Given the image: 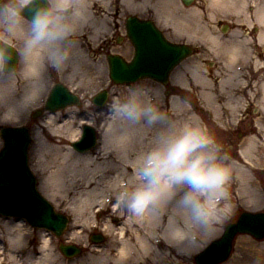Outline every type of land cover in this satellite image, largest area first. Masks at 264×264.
Returning a JSON list of instances; mask_svg holds the SVG:
<instances>
[{"label": "clouds", "instance_id": "9594fccd", "mask_svg": "<svg viewBox=\"0 0 264 264\" xmlns=\"http://www.w3.org/2000/svg\"><path fill=\"white\" fill-rule=\"evenodd\" d=\"M92 23L89 0H0V126L21 122L44 102L51 71L79 62L77 37ZM223 55L234 65L241 45H227ZM104 113L105 134L121 144L150 133L133 176L112 190L116 207L144 219L171 206L167 235L191 255L237 209L231 194L237 162L199 117L167 108L163 90L149 83L118 90ZM244 202L255 208L264 198L246 191ZM25 234L12 235L10 243L22 246Z\"/></svg>", "mask_w": 264, "mask_h": 264}, {"label": "rangeland", "instance_id": "374dc122", "mask_svg": "<svg viewBox=\"0 0 264 264\" xmlns=\"http://www.w3.org/2000/svg\"><path fill=\"white\" fill-rule=\"evenodd\" d=\"M90 1V0H89ZM208 0H196L191 4L189 7H183L179 0H171V3L173 5V10L176 12L177 15H182L184 13L191 15L190 10L193 9H199L200 12L204 11V17L203 19L200 18L199 20L193 21L191 18L189 19L188 23H180L182 27H186V29L189 31V33H179L174 28H170L172 26L171 17L170 19H167L166 16L160 17V16H153L156 22L158 23V26L163 30V32L166 34V36L174 42H189L191 43L196 49L197 54L193 55L192 57L185 60L183 63H181L171 74L170 82L167 85V89L171 91L173 88L174 90L171 91L170 96H175L182 103L185 105H188V111H191V114H194L195 116L199 117L201 121H203L209 129L216 135L219 142H225L228 140V138H232L235 140V142L238 145L239 148V155L241 158L237 159L236 157H233L229 152V155L240 165L243 167V169L246 171L248 177H247V185L250 186L253 190L258 193L259 197L264 198V152L258 153L255 150H252V158L250 160L244 159L241 152L245 148L246 141L249 139L250 136L256 135L257 132H259V129L257 128L256 120L258 119V116L260 115V108H262V105L260 103V95L256 96L250 93L248 96H244V102L245 100L249 101L247 103L257 105L255 108H240L244 104L243 101H237L236 100L228 102V95L229 89H224V93L221 92V95L218 93V87L219 84L218 79L220 78H227L228 76L220 75L219 77H216L215 80H213L212 75L216 72V68H213V64L216 66L218 65L216 52L217 49L219 50V47L215 48L214 46H209V43L207 42V39L201 40L199 39L198 32L190 31V28H201L206 27L209 34L211 32V35L214 33L215 36L219 37V32L215 31L212 28V23L215 21L214 18L210 17V9L207 7L208 4L206 3ZM262 4H264V0H258L256 5H254V9L260 7ZM183 7V8H182ZM122 8L125 9L124 6ZM97 8L95 9V11ZM126 10V9H125ZM203 10V11H202ZM214 12L216 10H213ZM108 12H112V9H108ZM184 12V13H183ZM103 14H98L96 12V22L97 24L102 19H105L107 21V24L112 28L113 20L111 19V14L107 13V8L104 9L102 12ZM215 14V13H214ZM222 13H217L216 15H221ZM228 14V13H225ZM215 16V15H214ZM223 18V17H221ZM230 20V18H229ZM252 20L254 21L253 17ZM215 25V24H213ZM169 26V29L166 27ZM103 31H100L98 27L96 28V31L94 32L92 30V26L86 27L84 31L77 37L79 41H81L82 48L85 49V60L91 65L92 72L90 75L84 76L83 82H78L77 80L80 79V74H76L73 77L70 76L69 71H65L63 73H57L55 70L51 71L50 79L48 83V88L45 92L44 101L47 97L48 91L50 87L55 83H61L81 98V106H71L68 108H75L76 113L75 114H69L68 108L64 110H60L55 112L57 115V118L59 119V122H57L56 125H63L65 124V129L62 128V133H59V135L51 134L48 128V124H44V121L46 120L45 117L48 114V112L44 113L42 116H39L38 118H35L33 120L32 116L33 113L41 109L43 107L44 102L38 107L31 111V113L26 116L21 122L19 123H13V124H4L3 126H26L31 131V144L29 146V159L28 164L29 167L34 174V176L37 179V189L38 191L55 207L57 212H63L66 214L69 219L70 223L67 226V229L63 232L62 236L55 237L50 232L43 230V229H35L31 227L29 224H27L24 220L20 219H12V218H3L0 216V263L1 264H13L9 261L8 255H11V253L16 256V259L20 258L18 263L23 262L22 264H29L30 262L27 261L26 256L28 255V252H33L34 257L33 260L38 259L42 256L41 246L43 243V240L46 239L49 243V252L56 257V264L58 263V259L62 262V264H70L75 261L76 263L83 264L82 261L89 258L92 254H95L96 250H101L100 253L103 254L106 257H114L115 255V249L117 248L118 240L115 238L116 233L118 232L117 229H119L120 225L119 222L115 221V218H119L120 215L125 216V214H129L125 209L118 208V213L116 214V217L111 215L110 211V204L108 205V208L106 210H103L100 214L96 213L94 210V218L90 221V227L85 230V232H80V230L75 229V223H74V215L71 213L70 209H66L64 204L60 203V199L58 197V192L51 187V185H48L49 182L47 181V175L50 171L49 166L47 165V162H49L50 158L47 159H41L36 156V149H37V139L35 137V131L38 130L42 134L45 135H52V141L50 143H54L56 145L62 146V148L65 147H71L70 141L65 137L66 131L69 127L72 129H76L79 127V130L81 131V127L83 124H81L82 120L92 118V127L97 130L99 133V137H102V134L104 133L105 129V120H104V107L100 110L97 107H95L92 102L91 98L94 96V94L100 92L101 90H108L109 91V98L110 100L115 92L118 90H121L125 88L126 86H119L114 85L110 82L108 77V70H107V62H106V51L101 50V39L104 37L108 38L111 35V31H109L107 34L105 31H107V25L104 26ZM172 30V31H171ZM124 31V30H123ZM117 36V35H116ZM119 36V35H118ZM122 37V35H120ZM249 38V37H248ZM250 39V38H249ZM202 41L199 43H195V41ZM194 41V42H193ZM110 52L118 53L122 55L125 58H129L131 56V48L130 46L126 45L125 43H122L120 45L111 44L109 48ZM212 64V65H211ZM97 73V74H96ZM175 73H181V79L184 80L183 86L178 85V83L175 81V83L172 81V77ZM195 73L199 74L202 77H207V79H212L215 86L213 89H211L214 94L218 97H220V103L219 105L222 107V111L220 113V122L216 120L211 114L210 111H208L203 101L198 97L199 93V87H197L192 79V75ZM79 75V76H78ZM92 77V79H91ZM74 79V81H77L76 83L70 82V79ZM138 82H146L151 85H154L156 87H159L163 90L164 93V100H165V106L167 108H171V106L168 105L169 102V96H167L165 89L166 87L161 86L160 84L149 80L144 79ZM172 87V88H171ZM225 87V86H224ZM165 88V89H164ZM260 94V92H258ZM231 97L235 99V97L231 94ZM238 105L240 107H237V111L235 112L234 109L233 113L228 112V108L230 106ZM260 107V108H258ZM186 111V110H185ZM248 112V114H247ZM186 113H188L186 111ZM246 113V115H245ZM244 114V115H243ZM245 116V117H244ZM241 119V122H240ZM237 122L239 124H237ZM264 125V124H263ZM243 127V132H246L247 134L244 136H241L239 133L240 127ZM1 127V126H0ZM249 129V130H248ZM251 129V130H250ZM232 134V135H231ZM240 134V135H239ZM242 138V139H241ZM100 141V140H99ZM100 143V142H99ZM261 144L259 141L255 145L259 146ZM2 146V143H0V148ZM224 147V146H223ZM264 147V146H263ZM72 149V148H71ZM96 148L92 149V152L95 151ZM233 149V148H232ZM97 150V149H96ZM231 150V149H230ZM74 151V150H73ZM74 153H76L74 151ZM49 156V155H48ZM233 186L231 188V194L235 197L234 203L237 204V209L234 212V214L231 216L233 218L237 215V212L239 211H261L264 209V202H261L258 207L252 208L247 207L248 205L244 202V196L240 193L241 188V182L236 177V172L234 173L233 178ZM47 186V187H46ZM3 218V219H2ZM119 220V219H118ZM7 222L20 224L22 223V227L26 229L27 232V238L26 242L22 246H17L12 248H9L8 245V231L6 230L5 224ZM20 222V223H18ZM228 222V221H227ZM226 222V223H227ZM112 224L114 227H109L107 231H104V228L106 225ZM226 225V224H225ZM225 225L213 236L204 239L203 243L200 247L193 250L191 255H188L187 261L185 264H195L194 263V256L202 251L211 241L216 240L220 238ZM92 234H102L103 236V244H94L91 242V236ZM60 244H72V245H78L82 248V252L80 254H77L78 256L67 258L59 251V245ZM90 263V260H88ZM185 262V261H184ZM87 263V262H86ZM87 263V264H89ZM46 264V263H44ZM220 264H264V238L261 240L255 239L250 235L246 234H237L233 240L232 243V252L228 259H226L224 262Z\"/></svg>", "mask_w": 264, "mask_h": 264}, {"label": "bare ground", "instance_id": "6f19581e", "mask_svg": "<svg viewBox=\"0 0 264 264\" xmlns=\"http://www.w3.org/2000/svg\"><path fill=\"white\" fill-rule=\"evenodd\" d=\"M113 1L116 4V0ZM122 1L125 4L126 11L130 12L134 7L140 8L141 6L147 5V2L150 0H141L139 5L135 4L136 0ZM257 1L258 0H208L206 3L209 6L207 8L210 9L209 14L211 18H220L221 16L216 14L221 12L222 15H225V17L232 19L233 17H230L229 13L235 10V8H237L236 6L242 7L245 4L256 5ZM104 4L107 5L106 3ZM170 4L171 0H164L161 6L163 9L161 13L167 17H171L172 27L179 33H189L186 27H182L179 22L188 23L190 18L191 20L196 21L200 18L203 19L205 16L203 14L204 11L202 10L203 12H200L199 9L190 10L191 15L184 12L182 15H177L173 8L172 14L168 15L166 10L171 9ZM118 5L119 7L122 6L120 4ZM161 7L159 9H161ZM213 10L216 11L214 12ZM126 11L123 10V14L128 13ZM242 11L238 13H241L245 17L248 16V11L246 8ZM123 14L121 17L122 25L125 17ZM95 16L96 12H94V17ZM257 19L262 26L258 39L262 41L264 39V4H262L257 9ZM248 20L246 21V19L241 20L238 18L236 20V25L240 23L246 25ZM106 25L107 31L105 32L107 34L112 30V28L107 24V21L102 19L97 24L96 19H93L92 30L95 32L96 28L98 27L101 29L99 32L103 31L106 29L104 28ZM212 28L215 31L219 29V27L213 25V23ZM190 31H197L199 33V39H207L209 46H214L215 48H217V46L219 47L220 45H222L221 47L225 48L227 45L234 43H239L241 47H243L244 43L248 41V36L250 34L247 32V29L241 31L239 27L229 30V34L226 35L225 38L217 37L214 33L211 35V32L207 34L208 30L206 27H199L197 29L192 27L190 28ZM201 40L195 41V43L202 42ZM79 49L82 53L79 62L74 67L69 68L67 71L71 72V77L76 74H80L81 80L77 81L81 83L85 80L84 76L91 74L93 68H91V65L85 60V49L82 48L81 41H79ZM218 75L219 74L215 72L214 75H212L213 80H215L216 77H219ZM192 79L195 85L199 87L198 97L203 101L205 108L212 113L211 115L216 120L220 122L219 119L222 107L219 105L221 102L220 97L216 96L211 90L215 87L213 85L214 83H212L213 80L207 79V77H202L197 73L192 75ZM232 79L233 77L229 76L227 81L220 80V85H217L219 95H221L219 90L222 91V93H224L225 88L229 89L228 91H231L229 87L230 84L228 85V82H230ZM69 81L73 83L77 82L72 78ZM172 81L174 83L176 81L178 85L183 86L184 80L181 79V73H175L172 77ZM229 94L231 95L230 92ZM230 95H228L227 98L229 100L228 102L226 101V103L229 104V102L233 100H236L234 102H237V99H234ZM260 103L262 108H260L261 112L258 116V119L256 120L259 132L247 139L245 148L241 152L243 158L248 160L252 158V150H255L257 154L259 152H264V84L262 85ZM168 105L171 106V108L174 107L175 110L184 117L194 115L191 114V111H188L189 106L182 103L180 99L174 95H169ZM234 109L236 108H228L227 111L233 113ZM67 110L71 115L76 113L75 108H68ZM185 110L188 113H186ZM234 111L236 112L237 109ZM45 119L46 120L44 121V124H48L51 134L59 135V133L63 132L62 128L65 127V124L56 125L57 122H59V119L55 113H48ZM81 124L91 125L92 118L86 119V121L82 120ZM79 132V127L76 129L69 127L66 131L65 137L70 141V143H72L79 136ZM34 133L37 139L36 156L39 158V160L50 158L49 162H47V165L50 168V171L47 175V181L49 182L48 185H51V187H53L58 192L60 203L64 204L65 207H67L66 209H70L71 213H73L75 229L80 230L78 233L85 232V230L90 227V221H92V218L95 217L94 210H97L99 213L102 210H106L110 204L111 215L116 217L118 208L116 207L115 197L111 195L112 190L118 184L127 182L131 179L134 173L133 162L142 146V143L146 141L150 133H145L143 131L138 132L131 142L121 144L114 136H107L104 129V133L101 137V143L97 150L94 152L87 151L85 153H74L72 146L62 148L60 145L50 143L52 141V135L51 137L50 135L47 136L38 130H36ZM258 141L261 143L259 146L255 145L258 143ZM235 172L236 177L241 182L239 195L241 196L242 194L244 196V193L247 191L250 195L259 196L258 193H256V191L250 186H246L248 183V175L243 167L238 163ZM232 199L234 202L235 197L232 196ZM171 211V206H168L166 208L156 210L153 214V217L149 218H134L131 214H125V216L120 215L119 218H115V221L119 222L120 227L117 229L118 232L115 235V238L118 240V246L115 249L114 257H106L100 253L101 250H96L95 254H92L89 258L82 261L83 264L89 263L88 260H90L89 264H185L188 255L183 254L180 246L172 242L167 235V226L169 224ZM59 213L62 212H58V214ZM5 226L6 230L8 231L7 239L9 248L13 249L14 247L19 246L10 243V237L26 229L21 227L20 224L10 222H7ZM109 227L113 228L114 225L109 223V225H106L104 228V231H107ZM209 237L211 236L205 237L204 239ZM26 238L27 232L24 236V243L26 242ZM58 249L60 251V248ZM49 250V243L46 239H44L41 246L42 256L36 260H33L32 258L34 257V253L28 252V255L26 256L27 261L30 262L29 264H56L57 259L55 255L49 252ZM8 259L13 264L23 263H18L20 258H18L19 260L16 259V256H14L12 253L11 255H8ZM76 262L77 261L70 264H79ZM58 263L62 264L59 259Z\"/></svg>", "mask_w": 264, "mask_h": 264}, {"label": "water", "instance_id": "95a60500", "mask_svg": "<svg viewBox=\"0 0 264 264\" xmlns=\"http://www.w3.org/2000/svg\"><path fill=\"white\" fill-rule=\"evenodd\" d=\"M192 0H186L190 3ZM127 33L134 45V56L130 63L119 57H108L110 78L115 83L128 84L141 78H151L166 84L172 68L190 55L185 45L168 42L152 23L130 20ZM106 92L93 98L101 105ZM79 104L78 98L61 84L51 90L46 109L56 111L68 105ZM0 134L4 146L0 151V214L25 218L32 226L45 228L59 236L67 219L54 212L52 206L35 187V178L27 165L29 134L26 128H2ZM95 144V132L89 126L83 127L82 139L72 144L74 150L84 152ZM237 233H248L257 239L264 237V213H243L238 221L229 225L221 239L213 242L196 261L198 264H218L229 255L231 244ZM100 236L93 238L101 241ZM67 254L77 253L76 247L61 246Z\"/></svg>", "mask_w": 264, "mask_h": 264}, {"label": "flooded vegetation", "instance_id": "af4514ba", "mask_svg": "<svg viewBox=\"0 0 264 264\" xmlns=\"http://www.w3.org/2000/svg\"><path fill=\"white\" fill-rule=\"evenodd\" d=\"M140 1L141 0H136L135 4L139 5ZM163 2L164 0H150L147 2V5L141 6L140 8H136L132 6L134 8L131 11L133 10L134 11L128 12L124 8H121L122 6L125 7V4L123 3L122 0H116V4L113 0H90L89 3L91 6V11L93 13V19H95L94 12L103 14L102 12L104 11L105 8H107V13L111 14L112 20H113V23H111L113 25V28L111 30V35L108 38L103 36V38L100 41L102 45L101 50L105 49L106 53L108 54L110 52L109 48L111 44H115L118 46L122 43H125L126 45L130 46L131 43L126 36L125 31L123 32L126 26L127 18L130 16H134L136 18H139L140 20H152L153 22L156 23V20L154 19V17H152V15L154 13H157V14H154L153 16L157 15L160 17H164V15L161 13L163 11L161 7ZM104 3H106L107 5H105ZM118 4L122 6L119 7ZM160 7L161 9H159ZM96 8L97 10L95 11ZM245 8L248 11V16L246 17H248L249 20L241 13H238L244 10ZM254 8H255L254 4H245L244 6L238 7L233 12L229 13L230 14L229 16L233 17L232 19L230 18L229 20V18L225 17L224 15H220L223 18H218L216 20L217 26L219 27V29L217 30L220 34L219 37L225 38L226 35L229 34V30H233L236 27H239L241 31H244L245 29H247V32L250 33L248 36L250 39L248 38V41L244 43L243 47H241L242 56L239 60H237V62L234 65L228 66L227 63H225L226 60L223 55V51L225 48L221 47L222 45H220L219 50L217 49V52H216V57L218 59L217 61L218 65L215 66L213 64L212 66L213 68H216L215 71L216 73L219 74L218 76L220 75L228 76L226 79L220 78V80L227 81L229 76L233 77V79L230 82H228V85L230 84L229 87L231 90L228 92H230L235 97V99H237V101H243V102L245 99L244 96L246 95L248 96L250 93L256 96L260 95V98H261L262 85L264 84V39L262 41L258 39L262 26L257 19V9L258 8H256V10ZM108 9H112V12H108ZM122 9L128 13L123 14ZM166 11L168 15L172 14V9L166 10ZM122 14L123 16H125L123 25L121 24ZM252 17L254 21L252 20ZM166 18L170 19V17H167V16ZM238 18L241 20L246 19V21L248 20V22L246 23V25L243 23L236 25V20ZM166 28L169 29V26ZM263 34H264V30H263ZM120 35H122V37H120ZM195 54H197L196 48H194V55ZM220 80L218 79L217 81L220 82ZM258 92H260V94ZM247 102L249 101L245 100L244 103H247ZM237 107H240V106L238 105H235L232 107L230 106V108H237ZM255 107H257V105L247 103V104H244L240 108H255ZM240 122H241V119H240ZM239 123L237 122V124ZM242 129H243L242 126L239 129L236 128V130H239V133L241 134V136L245 137L247 133L246 132L242 133L243 132ZM221 144L224 146V150L229 152L233 157H236L237 159L241 158L240 155L238 154L239 144H237L234 139L230 137L225 142H221Z\"/></svg>", "mask_w": 264, "mask_h": 264}]
</instances>
